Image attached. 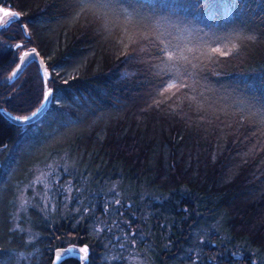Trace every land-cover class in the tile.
I'll use <instances>...</instances> for the list:
<instances>
[{"label":"trees","instance_id":"trees-1","mask_svg":"<svg viewBox=\"0 0 264 264\" xmlns=\"http://www.w3.org/2000/svg\"><path fill=\"white\" fill-rule=\"evenodd\" d=\"M170 2L184 5L177 9L184 20L181 40L211 42L212 33L223 37L236 26L261 37L239 55L217 54L216 62L204 61L198 93L215 103L203 114L196 107H185L178 115H170L163 104L159 109L148 108L153 85L133 75L136 66L123 64V57L117 59L119 52L98 38L90 24L69 15L64 0H0V7L21 11L23 22L33 29L34 45L51 73L47 86L59 99V104L50 102L42 117L30 124L17 125L6 117L3 110L17 116L34 111L46 87L38 63H29L17 78L9 79L19 54L13 45L27 37L16 23L3 30L0 217L4 216L6 227L0 237V257L21 251L27 256L25 264H50L58 245L73 243L88 247L89 264H109L104 256L110 234L97 236L90 230L91 219L77 223L79 217L69 214L75 201L66 209L63 196L57 194L56 211L42 210L44 189L36 185L34 205L18 208L17 195L19 204L29 200L25 185L44 171L59 174L60 182L71 180L73 195H79L75 192L79 187L81 199L87 197L85 204H95L94 215L109 222L116 219L125 231L129 226L123 222L131 221V229L138 233L137 245L127 246L122 253L126 264H250L252 252L264 259V225H255L253 231L246 228L263 215L264 151L247 154L257 137L248 131L244 140L242 133L255 127L254 122L246 120L247 128L236 131L240 116L247 115L237 99L264 95V0H205L199 7L194 6L199 0ZM125 72L129 73L126 80L122 79ZM55 122L61 128L62 147L49 156L41 148L23 162L25 146ZM54 155L59 162L51 161ZM80 174L88 184L78 181ZM114 198L124 205L121 217L111 209L103 213L104 202ZM31 208L33 222L24 235V218L14 216L20 210L25 216ZM8 234L16 238L15 243L6 242ZM19 237L25 238V245ZM234 253L239 254L235 259ZM120 254L119 249L109 253ZM79 263L75 259L65 262Z\"/></svg>","mask_w":264,"mask_h":264},{"label":"snow or ice","instance_id":"snow-or-ice-1","mask_svg":"<svg viewBox=\"0 0 264 264\" xmlns=\"http://www.w3.org/2000/svg\"><path fill=\"white\" fill-rule=\"evenodd\" d=\"M203 3L205 0H199L194 6L199 7ZM64 5L69 10V15L77 19L82 18L92 26L98 38L119 52L117 59L123 57L121 61L123 64L136 66L133 75L138 74L153 85L152 90L148 93L149 97L152 98V103L148 105V108L159 109L163 104L170 115H178L185 107H196L197 111L202 114L207 112L208 107L214 105L215 101L206 97L203 92L198 93V89L201 87L200 80L203 79L200 72L203 67H206L204 61L216 62L217 54L221 57L230 54L239 55L242 50L247 49L249 44L261 41V37L253 30L243 26L233 27L223 37L212 33L215 39L212 40L209 37L211 42L194 43L191 39L181 40L180 34L185 31V28L181 27L184 20L177 9L182 10L184 5L171 3L170 0H64ZM89 12L91 16L87 14ZM0 13H2L0 15V35H2L3 30H7L13 23H16L19 24L20 31L27 37L29 43L32 42L33 29L29 27V23L23 22L21 11L0 8ZM199 31H203V29ZM225 40L228 43H224ZM13 47L20 52L18 55L19 63L16 64V68L12 71L9 79L16 77L21 67L27 63H44L42 59H36L40 56L36 47L28 49L22 42L14 44ZM42 75L45 78V84H47V78L50 77L51 73L46 66L42 69ZM56 75L59 76L60 73L56 72ZM128 78V72L122 73V79ZM50 102L59 104V99L54 96V90L47 87L43 92L42 100L38 101L39 107L34 111L30 110L31 115L10 116L9 118L21 125L30 123L39 116ZM237 105L246 110L247 115L242 114L240 116L236 131L240 132L241 128H247L246 120L255 123V127L242 133L244 140L248 139V131H251L252 136L257 137V143L252 144L247 154L264 151V140L259 139L260 136H264V95L258 97L253 94L251 97H240L237 99ZM216 119L220 123H224L219 116H216ZM228 127H232V125L229 124ZM48 167L51 168V165ZM63 171L68 172V169L64 168ZM50 176L52 179H49ZM77 179L85 184L89 183L83 174H80ZM60 181L61 176L59 174L53 175L40 171L39 175H36L30 182L29 186L33 189L36 185L43 186V194L36 193V195H41L42 210L56 211L58 207L55 202L57 194L63 196L62 204L66 209L69 203L75 201L76 206L69 210V214L75 213L79 217L76 219V216H73L77 223L88 218L92 221L90 230L97 236L102 233L110 234L111 238L105 245V248L108 249L104 256L105 261L109 264H126L127 257L122 253L127 246L135 247L137 245L138 233L131 229V221L125 220L123 222L129 226L128 231H125L116 219L110 222L107 219H101L93 213L95 204L86 205L85 199L87 197L81 199L83 193L79 187H75V192L79 195H73L74 185L72 181ZM53 182H55L54 191ZM96 182L101 183L103 181ZM114 189L115 185H113L112 190ZM89 195H96V193H89ZM27 203L28 201L24 200L21 207ZM123 206L120 198L105 201L103 213L107 214L111 209L117 217H121L123 213L120 208ZM161 227H165V225H161ZM116 231H119L121 235H116ZM140 239L143 240V237ZM113 249H119L121 254L109 255ZM249 255L251 257L250 264H264V259H258L256 253L252 252ZM238 256V253L233 254L234 259ZM239 258L243 259V257ZM70 259H75L81 264H89L88 247L77 248L73 245L56 249L52 264H65ZM213 259L215 260L216 257ZM11 261L12 257H7V260L0 257V264H10Z\"/></svg>","mask_w":264,"mask_h":264},{"label":"rangeland","instance_id":"rangeland-1","mask_svg":"<svg viewBox=\"0 0 264 264\" xmlns=\"http://www.w3.org/2000/svg\"><path fill=\"white\" fill-rule=\"evenodd\" d=\"M2 8H9V7H4L3 6ZM14 10L17 11L16 9H14ZM0 15H2V13H0ZM34 42L35 41L33 40V37H32V42L31 43H29L28 39H26V40L24 39L23 43L29 49V48L35 47V45H34L35 43ZM12 69L14 70V66H13ZM44 124L47 125L46 122ZM56 126H58V125H56V122H55L53 125H51L49 128H47L45 131H43L41 137H39L38 139L33 138V140H31V143H29L27 146H25V148L23 150L24 153H22V155H21V157L24 158L23 162H27L29 160V157L31 156V154H33L35 152H38V150H41V148H43L46 151H48L47 156H49L52 153V151H54L56 149L58 150V149H60L62 147V144L60 142L61 140H59V135L61 133L60 132L61 128H58ZM51 161L52 162H55V161L59 162L57 155H54L52 157ZM23 162H21V163H23ZM21 163L18 165V168L21 166ZM13 176H14V174H13ZM3 184H5V183H3ZM2 186L3 187L1 188V191L4 188V185H2ZM24 189H25V192L28 191L30 193V195H31L30 199L29 200L27 199L28 203L25 204L24 206L32 207L34 205L33 204V202H34V192H35L36 186H35V189H33L32 187L28 186V184H27V186L25 185ZM9 193H10V191L8 190L7 194L10 195ZM18 198H19V195H17L15 203L18 205V208L21 209L23 207H21L22 204H19L20 201L18 200ZM11 200H13V195H12ZM12 208H13V206H12ZM24 211H25V209H24ZM262 213H263V215L261 217H259L260 219H259L258 222H254V223L250 222L249 223L250 225L248 224L246 226V228L249 226V229L253 231L254 228L256 227L255 225H264V210H263ZM25 214H26L25 216L22 215V211L20 210V211H17L16 214H15L16 216H14L16 220H18V219L22 220V218H24L23 219L24 221L22 220L23 229H21V231H24V235H25V230L28 229V226L31 225L30 223L33 222L32 208L28 209V211H26ZM12 217H13V215H11V211H9L10 223H12ZM26 221H28V222L25 224ZM5 223H6V220H5L4 216L0 217V237H4L3 234H4V231H5V227H6ZM7 236L8 237L6 238V242H8L9 244L15 243L16 238L14 239V237L9 235V234ZM19 241L22 242L23 245H25V242H26L25 238H24V240L21 241V239L19 237ZM7 257H12V261L10 262V264H25L27 256L24 254V252L17 251L15 254L13 252H9L8 255L5 257V260H7Z\"/></svg>","mask_w":264,"mask_h":264},{"label":"water","instance_id":"water-1","mask_svg":"<svg viewBox=\"0 0 264 264\" xmlns=\"http://www.w3.org/2000/svg\"><path fill=\"white\" fill-rule=\"evenodd\" d=\"M31 49V48H30ZM38 51V50H37ZM39 52V51H38ZM36 59L37 60H40V59H42L43 60V57L41 56V54H40V56L39 57H36ZM44 62V61H43ZM17 63H19V60L17 61ZM16 63V64H17ZM28 64V63H27ZM27 64H25V65H23L22 67H21V69H20V71H19V73L21 72V71H23V70H25L26 69V66H27ZM39 67H41L40 68V70H42L43 69V67H45V63H43V64H39ZM16 68V67H15ZM18 73V74H19ZM15 78V77H14ZM13 79V78H12ZM47 107H48V104L46 105V107L41 111V113L39 114V116L38 117H36L35 119H33L31 122H33V121H38L39 119H40V117L44 114V112H46V110H48L47 109ZM29 115H31V113H29ZM15 117L14 115H12L11 113H8V114H6V117ZM11 121H14V123L15 124H19L18 122H16L15 120H13V119H10ZM26 124H28V123H26ZM30 124V123H29ZM76 246L77 248H80L81 246H77V245H75V244H73V243H68V245L67 246H65V247H69V246ZM65 247H62V246H59V247H57V249H60V248H65ZM56 250V249H55ZM55 250H54V252H55ZM54 255V254H53ZM54 260V256H53V259H52V261ZM52 261H51V264H52ZM80 264H81V262H80Z\"/></svg>","mask_w":264,"mask_h":264}]
</instances>
